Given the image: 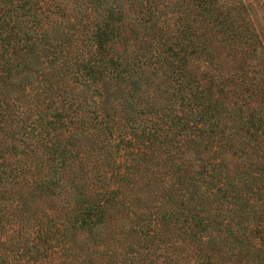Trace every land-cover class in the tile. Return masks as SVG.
Instances as JSON below:
<instances>
[{
    "label": "trees",
    "instance_id": "16d2710c",
    "mask_svg": "<svg viewBox=\"0 0 264 264\" xmlns=\"http://www.w3.org/2000/svg\"><path fill=\"white\" fill-rule=\"evenodd\" d=\"M0 264H264V0H0Z\"/></svg>",
    "mask_w": 264,
    "mask_h": 264
}]
</instances>
